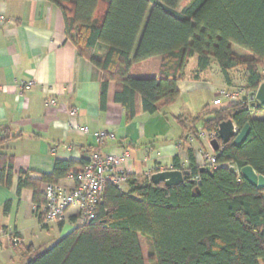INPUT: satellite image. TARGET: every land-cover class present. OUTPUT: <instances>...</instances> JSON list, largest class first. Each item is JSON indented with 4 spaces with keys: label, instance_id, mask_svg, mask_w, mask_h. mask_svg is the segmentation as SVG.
<instances>
[{
    "label": "trees",
    "instance_id": "1",
    "mask_svg": "<svg viewBox=\"0 0 264 264\" xmlns=\"http://www.w3.org/2000/svg\"><path fill=\"white\" fill-rule=\"evenodd\" d=\"M48 1L61 10L66 38L78 55L101 70V105L115 82V101L127 122L175 102L177 83L194 56L197 75L215 60L227 79L229 71L244 67L249 90L264 81V0H186L181 9L185 0ZM151 58L158 60L155 74H133L135 65ZM262 110L241 99L217 108L205 105L191 118L178 116L195 139L201 130L217 137L219 124L228 119L238 129L249 123L250 130L240 146L230 141L214 150L220 165L211 172L200 171L192 148L187 168L174 156V169L189 170L181 185L154 184L149 176L133 174H126L123 188L107 180L94 217L80 223L73 216L72 229L43 251L25 247L24 264H145L140 236L148 239L155 264H264V191L239 173L250 165L264 175V118L252 116ZM11 137L8 127L0 129L5 186L12 183L14 156L1 145ZM88 161L55 159L52 171L37 177L20 172L18 191L32 190L39 221L46 203L43 185L69 178L78 184Z\"/></svg>",
    "mask_w": 264,
    "mask_h": 264
},
{
    "label": "crops",
    "instance_id": "2",
    "mask_svg": "<svg viewBox=\"0 0 264 264\" xmlns=\"http://www.w3.org/2000/svg\"><path fill=\"white\" fill-rule=\"evenodd\" d=\"M101 48L99 44L98 50ZM194 57L189 60L193 61L194 73L184 71L177 83L180 95L175 102L153 114L141 112L127 122L123 106L115 101V82L109 83L105 105H101V70L79 56L66 38L64 17L57 6L48 0H0V129L8 127L13 136L1 148L14 156L12 183L0 185V229H13L14 237L1 239L0 264H15L12 251L16 249L26 259L25 247L47 246L55 228L61 237L74 226L71 218L75 207L63 222L39 221L32 190L18 191L20 172L37 177L50 173L55 159L79 161L89 159L95 151L118 156L119 168L138 177L173 168L174 156H179L182 168H187L189 148L197 166L210 165L208 156L214 155L211 140L195 139L177 117L191 118L205 105L216 108L213 100L218 97L223 106L240 101L244 96L230 99L222 92L246 87L247 71L244 67L232 69L227 79L212 60L197 75ZM157 66L158 60L151 58L135 65L133 74L153 75ZM29 81L33 84L25 88ZM196 94L199 98L188 104L184 101L182 109L177 107L186 95ZM51 97L57 98V105H47ZM69 107L78 109L76 120L88 126L87 133L70 127ZM262 115L264 110L252 116L264 118ZM197 128H201L200 123ZM100 129L109 130L115 138L99 143L94 133ZM61 183L74 181L69 178Z\"/></svg>",
    "mask_w": 264,
    "mask_h": 264
},
{
    "label": "built area",
    "instance_id": "3",
    "mask_svg": "<svg viewBox=\"0 0 264 264\" xmlns=\"http://www.w3.org/2000/svg\"><path fill=\"white\" fill-rule=\"evenodd\" d=\"M264 71V67H263ZM33 81L24 84L25 88L31 87ZM255 90H249L246 87L234 89L232 91H223L222 94L225 98L237 99L241 96H246L247 101L251 102L249 97ZM57 98L51 97L47 100V105H57ZM213 105L217 107L223 106L221 97L213 100ZM68 114L71 118L69 125L71 128L87 133L88 126L81 125L77 122L78 109L76 107H69ZM235 131L239 129L235 125ZM215 132L201 130L200 136L209 140L213 139ZM95 139L99 143H103L107 139H114L115 135L106 129H100L94 133ZM210 165L213 167L218 166L215 155L208 156ZM121 158L111 153H101L95 151L90 157L87 164L84 166L83 171L79 177V183L63 184L59 183H46L44 188V195L46 203L44 205L43 223L62 222L65 220L68 211L76 208L74 215L78 216V222H86L94 217L97 205L102 201L104 190L107 180L120 185L126 182V173L120 167ZM230 167H232L230 165ZM198 179V178H196ZM14 237L13 229L1 228L0 229V248L1 239Z\"/></svg>",
    "mask_w": 264,
    "mask_h": 264
},
{
    "label": "water",
    "instance_id": "4",
    "mask_svg": "<svg viewBox=\"0 0 264 264\" xmlns=\"http://www.w3.org/2000/svg\"><path fill=\"white\" fill-rule=\"evenodd\" d=\"M252 106L259 104L264 107V81H262L259 86L255 89L254 93L249 97ZM243 100H248L246 96ZM235 123L232 119H228L219 124L217 130V137L210 141V144L214 150L218 149L222 144L231 141L232 144L240 146L246 139L250 124L247 123L241 127L238 131H235ZM200 171H212L211 165H206L200 167ZM240 175L246 179L251 185L256 186L258 189L264 191V175L258 174L252 166L245 165L239 169ZM189 175V170L187 169H164L156 171L151 174L150 180L154 184L164 183L166 186H178L184 183L185 178ZM264 199V193H263Z\"/></svg>",
    "mask_w": 264,
    "mask_h": 264
},
{
    "label": "rangeland",
    "instance_id": "5",
    "mask_svg": "<svg viewBox=\"0 0 264 264\" xmlns=\"http://www.w3.org/2000/svg\"><path fill=\"white\" fill-rule=\"evenodd\" d=\"M235 49L240 53V52H244L242 49H240L239 47L235 46ZM195 58V57H194ZM190 60V59H189ZM193 64V61L191 60L187 67H186V70L185 72L187 74H191V73H194L192 72V65ZM238 88H241V87H238ZM236 88V89H238ZM196 98H199V95H186L184 98H183V103H180V105H177V107L181 108L183 107V104H184V101L188 104L190 101L196 99ZM264 115H262L263 117ZM122 185V183L120 184ZM63 222V221H62ZM71 228H68L66 229L65 231L67 230H70ZM60 235H61V232L58 228H55L52 235L49 237L50 239V242L47 246H42L40 248V251H43L44 249L52 246L59 238H60ZM140 243H141V247H142V251H143V254H144V258H145V264H155V261L152 260L150 258V247H149V242H148V239H146L144 236H140ZM13 252V257H14V262L15 264H24L26 259H23L22 258V255H20L21 253V250L20 249H16Z\"/></svg>",
    "mask_w": 264,
    "mask_h": 264
}]
</instances>
